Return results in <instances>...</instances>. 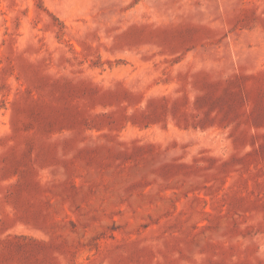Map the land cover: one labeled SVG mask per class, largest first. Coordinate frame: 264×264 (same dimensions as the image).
Returning <instances> with one entry per match:
<instances>
[{
	"label": "rangeland",
	"instance_id": "374dc122",
	"mask_svg": "<svg viewBox=\"0 0 264 264\" xmlns=\"http://www.w3.org/2000/svg\"><path fill=\"white\" fill-rule=\"evenodd\" d=\"M0 264H264V0H0Z\"/></svg>",
	"mask_w": 264,
	"mask_h": 264
}]
</instances>
